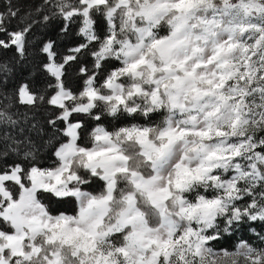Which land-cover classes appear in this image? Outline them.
Returning <instances> with one entry per match:
<instances>
[{
    "label": "snow or ice",
    "instance_id": "6c2138e0",
    "mask_svg": "<svg viewBox=\"0 0 264 264\" xmlns=\"http://www.w3.org/2000/svg\"><path fill=\"white\" fill-rule=\"evenodd\" d=\"M45 7L64 19V34L78 19L82 42L60 55L47 40L39 51L50 79L0 93V124H17L13 100L50 106L48 143H59L49 167L31 140L12 149L24 161L0 160V264H264V248L245 241L213 247L264 222V0ZM18 12H0V50L25 59L33 23L13 27ZM73 65L76 90L65 79ZM125 114L163 119L105 127ZM100 181L101 191L87 190ZM54 200L78 211L55 214Z\"/></svg>",
    "mask_w": 264,
    "mask_h": 264
},
{
    "label": "trees",
    "instance_id": "16d2710c",
    "mask_svg": "<svg viewBox=\"0 0 264 264\" xmlns=\"http://www.w3.org/2000/svg\"><path fill=\"white\" fill-rule=\"evenodd\" d=\"M46 4H49V0H0V12H6L9 7H12L13 10L19 9L17 17L11 20L13 27H22L27 22L33 23L28 37L29 45L25 59H20L18 55L14 54V49L12 51L0 50V83L3 85L0 87V93L11 94L12 90L21 83L33 81L43 83L46 79H50L43 72L41 65V59L45 58L46 54L39 51L47 40L56 41V50L60 55L66 54L67 48L82 42V38L77 35L81 26L80 21L68 22V32L64 34L61 29L66 22L59 15H53V9L51 7L46 8ZM45 15L49 16V20L45 21L43 19ZM101 21L105 23L103 19ZM92 59V57L87 56L84 58V63L91 67ZM5 64H7L8 70L3 68ZM77 72L78 67L73 65L72 68L68 69V74L65 78L66 84L73 90L82 86V78ZM7 103L8 100L5 99V96L0 95V107ZM10 111L16 114L13 119L18 122L15 125L0 124V151L5 149L8 151V155L0 158V160L6 164L24 161L23 151H13L12 149L21 147L15 143L16 141L26 144L28 140H31L35 145V158L38 163L43 167L51 166L56 160L54 153L59 143L55 141L51 144L48 143L52 135V129L46 124V119L49 118L51 111L50 106L32 110L29 106L20 104L18 100H13ZM125 117L126 120L122 121L107 116L105 127H108L109 122L115 126H121L127 121L138 124L151 123L146 118L137 117L133 120L128 114H125ZM152 118L155 122L163 119L162 116L155 115ZM86 119L90 120V118ZM34 124L38 125V127L34 128ZM92 127H95L94 122H90L89 131H91ZM24 150L26 151L27 148ZM102 185L103 182L100 181L87 190L98 193L102 190ZM50 206L57 210L56 213H75L77 208L74 204H61L55 200L51 202ZM251 229H255V232L251 231ZM260 236H264V222H249L231 234L225 233L213 247L232 251L240 241H245L253 247L264 248V241H261Z\"/></svg>",
    "mask_w": 264,
    "mask_h": 264
},
{
    "label": "rangeland",
    "instance_id": "374dc122",
    "mask_svg": "<svg viewBox=\"0 0 264 264\" xmlns=\"http://www.w3.org/2000/svg\"><path fill=\"white\" fill-rule=\"evenodd\" d=\"M74 21H79L78 19L77 20H74ZM101 23H102V21H101ZM105 24H106V21H105ZM153 119V118H152ZM153 123H155V121L154 120H152L151 121V123H149V124H153ZM59 145V144H58ZM57 145V146H58ZM57 148V147H56ZM76 211H78V207L76 208ZM64 213H66V214H75V213H67V212H64ZM55 214H59V213H55ZM241 243V241L237 244V245H239ZM237 247V246H236ZM217 251H219V250H224V249H216ZM236 250V248L234 249V250H232V251H235Z\"/></svg>",
    "mask_w": 264,
    "mask_h": 264
},
{
    "label": "crops",
    "instance_id": "0c3cea01",
    "mask_svg": "<svg viewBox=\"0 0 264 264\" xmlns=\"http://www.w3.org/2000/svg\"><path fill=\"white\" fill-rule=\"evenodd\" d=\"M59 147V145L57 146V148Z\"/></svg>",
    "mask_w": 264,
    "mask_h": 264
}]
</instances>
